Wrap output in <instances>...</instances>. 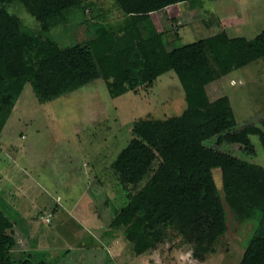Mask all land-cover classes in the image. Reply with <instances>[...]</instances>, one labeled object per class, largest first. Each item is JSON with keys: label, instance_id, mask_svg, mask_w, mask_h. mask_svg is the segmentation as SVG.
Masks as SVG:
<instances>
[{"label": "rangeland", "instance_id": "rangeland-1", "mask_svg": "<svg viewBox=\"0 0 264 264\" xmlns=\"http://www.w3.org/2000/svg\"><path fill=\"white\" fill-rule=\"evenodd\" d=\"M197 1L169 5L153 13L159 30L166 29L168 49L222 31L230 37L253 38L264 30V0H203L191 12L189 4H198ZM80 2V6L52 19V33L61 47L88 40L101 24L119 30V34L124 32L118 28L130 19L116 0ZM5 7L25 25L40 28V22L22 2ZM206 89L211 100L222 95L230 97L236 128L247 123L260 125L264 118V57L220 75ZM186 106L184 87L173 69L162 73L153 86L143 84L137 92L131 90L117 97L110 94L107 81L97 78L70 93L41 102L28 82L0 132V145L7 155L2 158L0 152V192L4 194L0 195V208L6 210L1 206L4 200L15 206L14 200L20 195L29 208L15 206L10 212L12 219L19 218V226H15L19 246L28 244L33 252L39 250L33 258L49 264H264V215L258 222L239 220L226 202L228 230L224 234L203 213L179 229H167L165 238L141 255L135 252L123 229L111 230L114 235H102L105 229H111V219L126 203V193L111 161L123 147L140 144L132 133L134 121L148 117L170 119L180 115ZM250 139L254 153L237 143L218 144L216 136L205 143L264 167V144L258 134H251ZM13 140L17 145H11ZM142 159L146 165L156 162L150 150ZM92 167L98 172L89 178L87 173ZM3 173L7 177H2ZM213 173L224 196L229 188L221 168L215 167ZM95 177L108 183L113 203L106 205L101 190L97 198L100 215L106 219L93 217V221H85L82 212H73L71 207L76 200L80 207L85 206L90 197L88 180L96 181ZM58 195L65 199L61 201ZM44 201H50L52 206L58 201L64 208L56 212L51 223L43 218L36 222L42 233L37 225L32 230L30 221L31 215L37 216L43 208ZM73 217L83 226L78 227ZM12 253L16 258L26 255L17 247Z\"/></svg>", "mask_w": 264, "mask_h": 264}, {"label": "trees", "instance_id": "trees-1", "mask_svg": "<svg viewBox=\"0 0 264 264\" xmlns=\"http://www.w3.org/2000/svg\"><path fill=\"white\" fill-rule=\"evenodd\" d=\"M15 1L40 22L39 29L25 25L5 7ZM116 1L130 19L118 28L123 33L101 24L88 40L63 48L52 33V19L80 6V0H0V132L28 82L41 102L97 78L107 81L110 94L117 97L137 92L143 84L151 87L162 73L173 69L184 87L187 106L170 119L134 121L132 133L140 144L123 147L111 161L126 193V203L110 221L111 230L123 229L141 255L155 248L167 229H179L203 213L220 234L226 233L225 202L239 220L260 221L264 167L205 141L216 136L218 144L237 143L254 153L250 135L258 134L264 144V118L260 125L236 128L230 97L211 100L206 85L264 57V30L253 38L230 37L222 31L168 49L166 29L158 30L151 13L189 0ZM147 150L156 159L153 166L143 162ZM215 167L221 168L229 188L224 196L214 178ZM15 231V222L0 208V264H49L36 262L33 253L16 258Z\"/></svg>", "mask_w": 264, "mask_h": 264}, {"label": "crops", "instance_id": "crops-1", "mask_svg": "<svg viewBox=\"0 0 264 264\" xmlns=\"http://www.w3.org/2000/svg\"><path fill=\"white\" fill-rule=\"evenodd\" d=\"M215 1H217V0H215ZM183 2H186V1H183ZM189 2H193V0H189ZM198 2V4H194V3H190L189 4V10H191V12L192 11H195V10H197V8H199V5L201 4L199 1H197ZM202 2H203V0H202ZM180 3H182V2H180ZM179 3H176V4H172V5H170V6H177ZM201 6V5H200ZM169 6H167L166 8H168ZM153 13H158V11H156V12H152L151 13V18H152V20H153V22L155 23V25H156V21H155V19L153 18ZM178 16V15H177ZM157 27V26H156ZM158 28V27H157ZM158 30H159V28H158ZM168 41L169 40H167V43H168ZM2 132V131H1ZM11 145H13V146H15V145H17V143H15V141L13 140V142L11 141ZM1 146V145H0ZM11 150V149H10ZM0 152H3V154L1 155V157L3 158V157H6L7 155L4 153V151H3V148H2V146H1V151ZM12 153V152H11ZM2 158H0V162L2 161ZM90 170L88 171V173H87V175H88V177L89 178H91V175L93 174V172H95V174L98 172V169H95V167H92V168H89ZM2 177H7V176H5V173H3L2 175H1ZM1 180H2V178H1ZM95 180L96 181H93V180H91V179H89L88 180V186H87V188H88V190H89V194H90V197L87 199V201L85 202V206L84 207H80L79 205V201H77L76 200V202L74 201V203H73V206L71 207V211H73V212H78L79 214L82 212V214H83V218L84 217H86V219H85V221L87 220V221H93L95 218H93V217H97V219L98 220H105L106 218H103V216L102 215H100V204H99V199L97 198L98 197V194L101 192V190L103 191V197H104V201H105V203H106V205L110 202V203H113V200L111 199V197H110V193H109V191H108V183L106 182V183H104V181H103V179H99L98 177H95ZM91 181V182H90ZM1 192H2V190H1ZM0 192V195L2 194V195H4L3 193H1ZM23 195H20V197H16L17 198V200H14V202H15V206H17L18 208H22V209H29V208H27V206L25 207V205H26V203H25V197H22ZM2 197V196H1ZM58 199H60L61 201H63L64 199H65V196H63V198H61V196L60 195H58ZM74 199V198H73ZM72 199V200H73ZM44 202H46V203H43V208H41L40 209V211L37 213V216H33V215H31V218H32V220L30 221L31 222V229L33 230H35V226L34 225H37V230H41V228L38 226V224L36 223V222H38V220H41V218H43V220L45 221V222H47L46 220H45V218L50 214V213H52V216L50 217V223L53 221V219H52V217L53 216H55L56 215V212L58 211V210H60L61 208H64L63 207V205L61 204V203H59L58 201L56 202V205L55 206H52L51 204H50V201H44ZM12 203V202H11ZM1 206H3L7 211H8V213H7V211L6 210H4L8 215H9V217L11 218V216H10V212H13L15 209H16V207L15 206H13V204H12V206H11V204L9 203V201L8 200H4L3 202H2V205ZM37 207H38V205H37ZM2 209V208H1ZM32 209H35V207L34 206H32ZM48 209H50L51 211L50 212H48V214L45 212L46 210H48ZM85 209V210H84ZM108 210V209H107ZM106 210V211H107ZM16 213H17V211H15ZM46 213V214H45ZM18 215V214H17ZM78 215V214H77ZM20 216V215H19ZM22 216V215H21ZM15 217H17V216H15ZM12 219V218H11ZM18 219L19 218H17V219H15V218H13L12 220L15 222V226L17 227V226H19V224H18ZM25 219V218H24ZM89 219V220H88ZM73 220L74 221H76L77 222V226L78 227H82L83 225H81V223L80 222H78V220H77V218L76 217H73ZM43 221V222H44ZM35 222V223H34ZM88 224H90L89 222H88ZM100 227H101V225H100ZM31 230V231H32ZM40 232H44L43 230H41ZM40 232H38V233H40ZM111 231V229L110 230H106L105 229V231H104V233L102 234V235H105V234H113L114 235V232H112ZM15 235L17 236V239H18V242H19V244H20V240H19V238H18V232L16 231V233H15ZM28 245V244H27ZM27 245H20L19 247H21V248H19V247H17L18 248V250H21V251H23L26 255L28 254V253H33V256H37L38 254V252L37 251H39V250H36V251H34L33 252V250H31V249H29V247L27 246ZM33 249H36V248H33ZM67 250V249H66ZM65 250V251H66ZM37 252V253H36ZM62 253V252H61ZM40 261H43V260H40ZM46 261V260H45Z\"/></svg>", "mask_w": 264, "mask_h": 264}, {"label": "built area", "instance_id": "built-area-1", "mask_svg": "<svg viewBox=\"0 0 264 264\" xmlns=\"http://www.w3.org/2000/svg\"><path fill=\"white\" fill-rule=\"evenodd\" d=\"M51 216H52V213H50V214L45 218V220H46L47 222H49Z\"/></svg>", "mask_w": 264, "mask_h": 264}]
</instances>
